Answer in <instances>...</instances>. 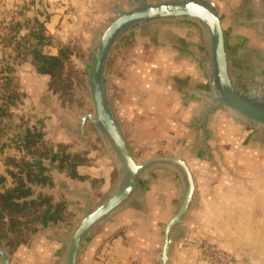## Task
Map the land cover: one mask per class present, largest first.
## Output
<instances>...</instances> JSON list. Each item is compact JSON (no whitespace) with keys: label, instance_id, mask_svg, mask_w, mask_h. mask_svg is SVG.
Instances as JSON below:
<instances>
[{"label":"crops","instance_id":"obj_1","mask_svg":"<svg viewBox=\"0 0 264 264\" xmlns=\"http://www.w3.org/2000/svg\"><path fill=\"white\" fill-rule=\"evenodd\" d=\"M92 1L0 0V194L23 181L30 194L14 201L35 202L34 208L11 215L2 212L0 204V229L6 238L2 245L0 232V246L11 264H59L61 238L69 233V214L76 206L69 203L70 189L62 200L55 199L59 186L53 170L69 175L67 168L54 163L60 156L51 160V153L57 152L51 151L49 164L42 165V173L50 176L35 179L32 174L38 175V170L30 165L29 180L23 166L27 183L13 162L26 155L21 145L25 136L39 132L40 118H52L59 101L54 76L40 69L34 50L44 48L48 52L43 55L59 57V45L69 44L92 22L93 13L95 20L110 16L106 6L112 0H94L95 6ZM213 1L219 6L228 53L238 65L264 68V36L252 23L251 0ZM200 42L195 25L160 24L155 35L140 33L126 40L109 64L113 104L131 153L138 161L181 155L194 177L195 204L174 243L170 264H208L197 248L203 241L235 254L246 250L247 242L258 254L264 245V144L248 143L251 131L223 110L210 114L206 126H201L204 102L193 92L206 88L208 81L185 46ZM22 46H32V53L19 52ZM234 164L244 176L233 174ZM81 167L71 177L76 181L67 179L82 189ZM40 185L52 189L48 196L37 192ZM139 190L135 200L85 242L78 264H159L164 228L174 214L181 186L172 172L157 169ZM58 206L62 212L57 220L39 216ZM18 235L22 239L12 240Z\"/></svg>","mask_w":264,"mask_h":264},{"label":"water","instance_id":"obj_2","mask_svg":"<svg viewBox=\"0 0 264 264\" xmlns=\"http://www.w3.org/2000/svg\"><path fill=\"white\" fill-rule=\"evenodd\" d=\"M109 17L93 30L88 67V89L94 113H84L76 132L64 129L78 139L97 132L113 159L117 179L108 198L87 214L61 238L63 250L59 264H78L84 244L108 220L122 212L140 193L139 187L157 169L172 172L179 180L181 194L175 211L164 228L159 264H170V257L184 221L195 204V181L186 161L177 156H153L143 161L131 153L123 125L113 104L109 64L114 53L124 49L126 40L140 33L156 34L160 24L187 23L199 29V45L186 44L188 54L203 69L208 86L194 90L203 100L200 124L206 126L210 114L223 110L251 131L249 142L264 144V68L237 64L228 53L219 6L213 0H112L107 4ZM252 23L264 36V4L251 0ZM249 23V22H248ZM57 120V113L54 112ZM61 121L59 122V124ZM0 264H11L0 246Z\"/></svg>","mask_w":264,"mask_h":264},{"label":"rangeland","instance_id":"obj_3","mask_svg":"<svg viewBox=\"0 0 264 264\" xmlns=\"http://www.w3.org/2000/svg\"><path fill=\"white\" fill-rule=\"evenodd\" d=\"M99 2H104V0H99ZM99 2L97 4H99ZM93 3L94 0L91 4L92 6H95ZM95 14L96 12L92 15V22L88 23L80 33L76 32V37L69 44L59 45L61 51H65L66 57L63 60V67L58 74L54 76V89L57 91L59 101L57 106L53 108V117H39L42 123L36 125V128L41 134L38 144L34 147H30V149H26V155L22 154V158L20 157L21 159L17 158L20 159L18 162H13L14 165L22 171L19 178L27 183L28 179L23 171L22 164L30 163L33 168L37 169L35 161L39 160V157L41 156L42 165H47L49 164L51 151L57 152L60 157L63 155L67 157L63 162L59 160L54 161V163L61 164L67 168L69 175L65 176L64 172L58 173L53 170V176L56 175L55 177L58 178L57 181L59 186L58 191L55 193V199L62 200V198H64V192L67 189H70L71 191L67 194L69 197V203L71 201L72 204L76 206L75 210L69 214L67 222L69 232L88 211L94 210L108 198L117 179V172L113 159L107 152L103 141L92 126H90V135L85 138L82 137L81 140L71 136L64 129L65 127H70L73 129V132H76L78 121L82 115L84 113H94L88 89V67L86 62L91 48L90 39L93 35V30L94 28H100L106 20V17H103V19L99 17L98 20H95ZM30 47L32 46H22L18 49L19 52L29 54L32 53ZM46 52L48 51L44 48L41 50V53L43 54ZM54 112L57 113V120L54 118ZM60 121L61 123L59 124ZM45 132L47 134H45ZM37 150L44 154L37 153ZM71 163L76 165L72 167L70 166ZM79 165L84 166L79 168L81 173L79 177L81 179H78L81 183H84L82 189L80 186L78 187L76 182L68 183L67 179L68 177L76 181L75 178L71 177H74L76 174V168ZM223 165L224 169L227 170V164L223 163ZM233 168L235 169L233 173L235 176H244L238 171L240 167L237 166V164H234ZM110 172L111 181L108 179ZM42 174L50 176V173L44 172ZM36 190L37 192L40 191L43 195L48 196L46 194L51 192L52 189L48 186L40 185ZM30 224L34 225V223ZM0 232L2 234L1 243L2 245H6L4 228L0 229ZM18 239L22 238L18 235L12 240L16 241ZM246 241H248V238H246ZM251 248L252 245L247 242L246 250L242 248L237 251V254L251 259L252 264H264V245H260L259 251L263 252L259 254L253 252ZM253 249H255V247Z\"/></svg>","mask_w":264,"mask_h":264},{"label":"trees","instance_id":"obj_4","mask_svg":"<svg viewBox=\"0 0 264 264\" xmlns=\"http://www.w3.org/2000/svg\"><path fill=\"white\" fill-rule=\"evenodd\" d=\"M39 31H42V29H40ZM38 38L43 39L39 35H38ZM34 51H35L36 60L40 63V69L42 71L48 72V73L52 74L53 76L58 74L60 69L63 67V60L66 57L65 51L62 50L61 56H59V57L43 55L40 50H34ZM11 99L12 98L10 96L9 100H11ZM40 138H41V134L39 132H37V131L30 132L29 131L28 134L24 138L23 144H21V145H23L26 149H30V147H34V146H36V144H38ZM37 153L42 154L39 150H37ZM57 157H59L58 153L57 154L51 153V160L52 161H54ZM66 158L67 157L65 155H63L62 157L59 158V160L61 162H63V161H65ZM22 165L27 169V175L29 177L28 179L31 180L30 179L31 173L29 172V170L31 169L30 168L31 164L28 163V164H22ZM35 165H37V170H38L37 174L38 175H35L34 173L32 175L35 177V179L38 180L39 175H41L42 172L44 171V168L42 166L41 156L39 157V160L35 161ZM74 165H76V164H72V163L70 164V166H72V167H74ZM2 180H3V177H0V182ZM23 187H24V183L22 181L13 191H9V192H6L4 194H0V201H1L0 204H1V211L2 212L7 211L11 215L12 212L22 211V210L26 209L28 206H31L34 208L35 202H32L31 204L26 203V202L23 204H19V203L14 201V199H18V198H21L23 196L30 194V191L25 190ZM61 212H62V207L58 206V208H56V210L53 213H50V210H47L43 213H40L39 216L42 217L44 219V221H46V220H57V218L60 217ZM15 224H17V223H14V226H15Z\"/></svg>","mask_w":264,"mask_h":264},{"label":"built area","instance_id":"obj_5","mask_svg":"<svg viewBox=\"0 0 264 264\" xmlns=\"http://www.w3.org/2000/svg\"><path fill=\"white\" fill-rule=\"evenodd\" d=\"M197 248L201 258L208 264H252L251 259L227 252L215 243L203 241Z\"/></svg>","mask_w":264,"mask_h":264}]
</instances>
